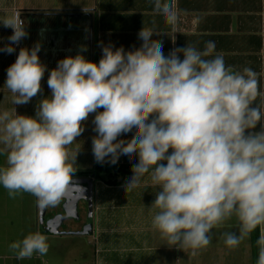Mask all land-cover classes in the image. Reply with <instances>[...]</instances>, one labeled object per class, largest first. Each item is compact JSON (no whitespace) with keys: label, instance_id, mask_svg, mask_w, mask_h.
I'll return each mask as SVG.
<instances>
[{"label":"clouds","instance_id":"obj_1","mask_svg":"<svg viewBox=\"0 0 264 264\" xmlns=\"http://www.w3.org/2000/svg\"><path fill=\"white\" fill-rule=\"evenodd\" d=\"M152 4L175 28L172 6ZM0 23L13 30L0 47L11 54L27 36L24 21L14 14ZM154 32L142 28L133 51L102 47L98 63L81 54L86 47L58 60L48 72L50 95L39 100L34 116L0 110V155L6 154L0 186L10 198L31 194L41 209L57 206L70 189L83 193L73 177L78 150L70 156L68 146L84 131L81 122L95 113V162L115 165L136 155L124 192L149 178L157 188L152 227L168 245L195 254L209 245L214 227L235 216L238 232L224 234L225 246L235 248L264 226V110L252 106L259 94L257 75L249 67H226L214 41L202 50L186 44L165 56L162 43L150 44ZM39 51V43L21 47L6 69L4 86L13 105L42 91L46 66ZM258 123L259 131H252ZM129 135L134 138L122 147ZM255 243V264H264V231ZM8 247L17 260L45 255L48 237L31 232Z\"/></svg>","mask_w":264,"mask_h":264},{"label":"crops","instance_id":"obj_2","mask_svg":"<svg viewBox=\"0 0 264 264\" xmlns=\"http://www.w3.org/2000/svg\"><path fill=\"white\" fill-rule=\"evenodd\" d=\"M161 2L170 4L176 11L175 28L153 10L152 0H0V21L19 15L27 32L11 54L0 52V96L8 90L4 86L6 69L15 61L21 47L30 49L39 43L40 61L56 49L74 56L81 47H86L81 54L98 63L104 46L111 45L113 50L122 46L125 51L138 48V33L145 28L155 31L150 44L162 43L165 56L186 44L202 50L205 42L214 41V52L223 57L226 67L231 66L234 71L249 67L256 73L259 94L252 106L256 103L264 110V0ZM12 31L11 27L0 23V47L8 43L7 37ZM179 56L183 58L182 54ZM48 72L45 70L40 81L43 91L50 90ZM7 95L10 96L9 90ZM5 98L7 96L3 100ZM94 115L88 114L87 120L92 122ZM259 127L258 123L252 131H259ZM133 138L131 135L125 137L122 147ZM117 163H137V157L134 154L131 162L118 159ZM131 175L123 178V184L115 186L92 180L99 184L98 191L93 193V210L95 208L100 214L108 210L110 223L107 228L98 230L104 237L98 238L95 245L94 264H113V259L109 257L111 260H108L105 255L111 253L118 256L115 264H253L251 233L235 248L229 249L224 244L225 233L238 232L239 222L235 216L214 227L209 245L196 250L195 254L191 249L168 245L166 237L152 227L157 210L151 204L157 188L145 176L137 188L125 193L123 186ZM99 190L100 193L107 191L99 195ZM118 216L120 223L112 226ZM261 231L264 226L258 228V236ZM75 233L78 232L67 235H78ZM109 240L112 242H107Z\"/></svg>","mask_w":264,"mask_h":264},{"label":"rangeland","instance_id":"obj_3","mask_svg":"<svg viewBox=\"0 0 264 264\" xmlns=\"http://www.w3.org/2000/svg\"><path fill=\"white\" fill-rule=\"evenodd\" d=\"M69 8L71 9L72 7ZM63 58L64 55L61 57L57 54L54 60ZM4 91V96L1 97L3 94L0 96V110L11 111L14 108L16 114L26 116H34L39 100L48 97L51 92V90L38 91L36 96L32 97L28 103L13 105L12 94L9 92L10 96L8 97V90ZM5 96L7 98L3 100ZM81 123L84 131L68 146V151L70 156H72L78 150L75 160L77 170L74 174L79 172L92 174L95 171V161L91 151V141L95 133L91 121L86 120ZM0 166H6V154L0 155ZM98 188L99 184L94 182L93 189L95 192L98 191ZM106 191H104L105 194ZM102 193L99 190L98 194L101 195ZM105 194L102 196H105ZM103 211L100 214L94 208L92 214L93 232L91 235H47L38 229L36 198L25 192H20L14 198H10L7 190L0 186V264H94L95 245L98 242V238L104 237L98 233V230L107 228L108 224L110 225L107 216L109 211ZM115 220L116 223L113 222L112 226L118 224L120 216ZM36 231L48 237L49 249L47 254L37 255L34 253L31 258L17 260L15 254L9 250V244L23 238L28 233ZM114 237L116 238V236ZM107 242H112V240ZM105 255L113 259V264H115L114 260L118 257L116 253ZM110 258L108 260H111Z\"/></svg>","mask_w":264,"mask_h":264},{"label":"water","instance_id":"obj_4","mask_svg":"<svg viewBox=\"0 0 264 264\" xmlns=\"http://www.w3.org/2000/svg\"><path fill=\"white\" fill-rule=\"evenodd\" d=\"M75 182L83 188V193H80L74 189H70L64 196L62 207L64 214H56L45 220V232L58 235L62 234L58 228L61 226L64 219L73 218L78 219L77 205L79 201L87 203V223L78 233V235H90L92 232V214H93V182L92 178L77 177L74 178ZM47 208L41 209L37 207V216L39 222V228H42L44 216ZM69 234V233H67Z\"/></svg>","mask_w":264,"mask_h":264},{"label":"flooded vegetation","instance_id":"obj_5","mask_svg":"<svg viewBox=\"0 0 264 264\" xmlns=\"http://www.w3.org/2000/svg\"><path fill=\"white\" fill-rule=\"evenodd\" d=\"M57 54H59L61 57L63 55L64 57L71 56L70 53H67V51L63 49H56L54 51H51V53H48L47 55L43 56L42 60L40 61L42 64L46 66V70H51L56 67L58 60H54V59H55V56H57ZM82 55L87 60L88 57L85 54H82ZM73 177L74 178H77V177L92 178L93 181L96 180L93 176V173L88 174V175L86 174L83 176H78V175L73 174ZM92 192L94 193L93 188H92ZM62 203H63V200H61L57 206L47 208L45 216H44L42 228H39V222L37 219L38 217L36 218L38 222L37 223L38 229L40 231L45 232V220L47 218H50L56 214H64ZM77 209H78V216H79L78 219L76 220L73 218L64 219L61 226L58 228L59 232H61L62 234H58V235H67V233H71V232H80L82 228L86 225L87 223V203L84 201H79L77 205ZM46 234L48 235L49 233H46Z\"/></svg>","mask_w":264,"mask_h":264},{"label":"trees","instance_id":"obj_6","mask_svg":"<svg viewBox=\"0 0 264 264\" xmlns=\"http://www.w3.org/2000/svg\"><path fill=\"white\" fill-rule=\"evenodd\" d=\"M136 163H116L115 165H110L108 163L95 164V171L93 176L96 180L103 182L106 185L115 186L123 184V178L126 175L132 174L131 168ZM75 175L83 176L86 173L79 172ZM258 238V229L251 232V244L253 250V264L257 260L258 248L255 243Z\"/></svg>","mask_w":264,"mask_h":264}]
</instances>
